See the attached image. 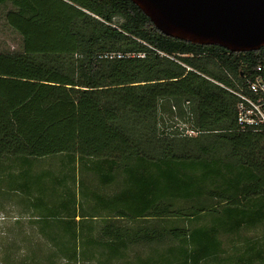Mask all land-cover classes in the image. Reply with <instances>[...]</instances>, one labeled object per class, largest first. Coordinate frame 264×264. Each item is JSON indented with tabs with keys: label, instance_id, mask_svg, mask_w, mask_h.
<instances>
[{
	"label": "trees",
	"instance_id": "16d2710c",
	"mask_svg": "<svg viewBox=\"0 0 264 264\" xmlns=\"http://www.w3.org/2000/svg\"><path fill=\"white\" fill-rule=\"evenodd\" d=\"M1 7L22 46L0 52V199L43 240L0 264H264V131L223 87L264 47L166 36L131 0Z\"/></svg>",
	"mask_w": 264,
	"mask_h": 264
},
{
	"label": "water",
	"instance_id": "95a60500",
	"mask_svg": "<svg viewBox=\"0 0 264 264\" xmlns=\"http://www.w3.org/2000/svg\"><path fill=\"white\" fill-rule=\"evenodd\" d=\"M166 36L231 52L264 47V0H131Z\"/></svg>",
	"mask_w": 264,
	"mask_h": 264
},
{
	"label": "rangeland",
	"instance_id": "374dc122",
	"mask_svg": "<svg viewBox=\"0 0 264 264\" xmlns=\"http://www.w3.org/2000/svg\"><path fill=\"white\" fill-rule=\"evenodd\" d=\"M6 8H0V52L18 51L22 42L20 36L12 30L5 22L4 13ZM14 197L4 196L0 199V254L1 252H12L15 250L14 244L20 245V252L24 250V243L27 241H42L43 238L36 233L29 223L30 213L17 203ZM100 222L98 221L97 224ZM22 244V245H21ZM22 254V253H21ZM21 256V255H19Z\"/></svg>",
	"mask_w": 264,
	"mask_h": 264
},
{
	"label": "built area",
	"instance_id": "2783aa9c",
	"mask_svg": "<svg viewBox=\"0 0 264 264\" xmlns=\"http://www.w3.org/2000/svg\"><path fill=\"white\" fill-rule=\"evenodd\" d=\"M163 55V53L159 52ZM103 57H122L123 54L104 53ZM237 97L236 122L240 130L264 131V60L258 63L251 72L242 74L240 82L225 87ZM189 134H194L189 131Z\"/></svg>",
	"mask_w": 264,
	"mask_h": 264
},
{
	"label": "crops",
	"instance_id": "0c3cea01",
	"mask_svg": "<svg viewBox=\"0 0 264 264\" xmlns=\"http://www.w3.org/2000/svg\"><path fill=\"white\" fill-rule=\"evenodd\" d=\"M102 192H103V189H102ZM113 192V190H111V191H109L108 193H112ZM77 198V201H81V199H80V197L79 196H77L76 197ZM82 208L85 210V211H90L91 210V208L93 207V203H94V201H93V198H90V197H88V198H86L85 196L83 197V200H82ZM78 205L76 204V210H77V216L75 217V220L76 221H78L79 219H80V216H79V214H78ZM84 218H86V220H88V219H91V221H92V219H94V220H97V221H102V220H104V219H102V218H104V217H84ZM262 222L261 223H259L258 225H257V227L254 229V230H248V231H246L247 232V237H250V236H252V235H257V237H255V239H257L258 240V243H259V246H258V248H259V250H260V253L262 254V256L261 257H264V229L262 228ZM252 240V239H251ZM249 243H250V241H249Z\"/></svg>",
	"mask_w": 264,
	"mask_h": 264
}]
</instances>
